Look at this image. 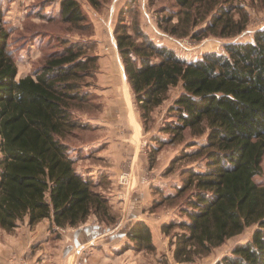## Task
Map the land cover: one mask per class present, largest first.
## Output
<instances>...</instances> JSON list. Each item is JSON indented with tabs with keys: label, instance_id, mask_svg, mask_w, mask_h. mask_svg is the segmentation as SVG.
I'll list each match as a JSON object with an SVG mask.
<instances>
[{
	"label": "trees",
	"instance_id": "trees-1",
	"mask_svg": "<svg viewBox=\"0 0 264 264\" xmlns=\"http://www.w3.org/2000/svg\"><path fill=\"white\" fill-rule=\"evenodd\" d=\"M52 1H59L57 14L63 21L84 25L87 16L78 0ZM88 1L99 7L104 0ZM173 1L179 10L160 21L172 34H188L209 12L195 37H202V29L224 37L245 29L247 20L234 15L244 14L241 0ZM124 12L115 26L116 44L144 129L169 88L178 84L183 91L170 107L176 119L165 130L176 139L186 128L197 135L208 129L206 141L186 153L203 157L205 164L189 167L178 187L177 195L187 193L180 207L184 217L161 227L171 235L174 259L207 254L258 223L251 240L215 264H264V184L255 180L264 156V28L252 40L224 43V52L210 50L187 59L154 41L138 24L129 25ZM174 16L178 19L171 23ZM8 38L0 10V228L10 231L25 218L30 225L48 218L58 227H78L92 214L98 226L116 223L118 217L99 189L102 175L94 178L77 168L66 140L90 126L72 107L91 101L87 80L98 66L92 45L59 37L43 63L18 77ZM177 227L180 231L173 232ZM126 234L131 243L125 248H156L143 220H136Z\"/></svg>",
	"mask_w": 264,
	"mask_h": 264
},
{
	"label": "rangeland",
	"instance_id": "rangeland-1",
	"mask_svg": "<svg viewBox=\"0 0 264 264\" xmlns=\"http://www.w3.org/2000/svg\"><path fill=\"white\" fill-rule=\"evenodd\" d=\"M78 1L87 16L79 28L59 17V1L0 0V10L9 30L8 40L16 57L18 77L43 63L46 55L57 48L59 37L89 43L92 45L90 52L98 57V66L87 80L86 89L92 91L91 101L72 107L74 114L90 126L75 130L66 139L77 157V168L94 178L102 175L99 189L118 217L116 223L101 224L104 231L120 227L117 236L111 237L112 232H109L101 237L105 242L115 243L114 249L106 246L105 250L97 244V251L113 255L115 264H215L237 244L251 240L258 223L246 226L207 254L197 253L192 260L183 262L174 259L175 245L171 235L162 232L161 227L165 222L184 217L180 207L187 193L177 195L178 187L189 167L202 169L205 164L203 157L194 158L186 153L198 149L206 141L208 129L197 135L186 128L176 139L171 131L165 130V126L176 119L170 107L183 91L181 84L169 88L144 129L130 84L126 74L123 75L115 26L124 9L123 15L129 25L138 24L157 43L167 44L180 56L192 59L205 51L224 52L223 45L229 41L252 40L255 31L264 28V3L261 0L240 1L244 14L235 12L234 15L235 18L242 16L247 22L239 34L224 37L212 32L202 33V29L199 34L202 37H195L194 32L204 28L211 12L204 21L193 25L188 34L179 36L164 29L163 26L168 25L165 21L160 22L162 17L179 10L173 0H104L99 7L88 0ZM177 19L174 16L171 23ZM156 137L164 141L159 143ZM261 165L262 172L255 180L264 184V156ZM136 220L149 225L154 250L124 247L131 243L126 233ZM93 223L100 225L95 214L78 227H58L48 218L30 225L25 218L10 231L0 228V264H66L67 252L74 254V233L81 226ZM64 248L67 249L65 253Z\"/></svg>",
	"mask_w": 264,
	"mask_h": 264
},
{
	"label": "crops",
	"instance_id": "crops-1",
	"mask_svg": "<svg viewBox=\"0 0 264 264\" xmlns=\"http://www.w3.org/2000/svg\"><path fill=\"white\" fill-rule=\"evenodd\" d=\"M87 224L85 226H81L80 229H78L74 233V237H75L74 245H76L74 248V254L73 252L69 254L66 251L67 249L64 248L63 252L64 251L67 252L66 254L67 256H65L67 259L66 264H78V261L79 264H115L116 260L113 259L114 258L113 255H111L110 253L109 256L104 255L106 251L105 252L102 251L100 253V251H97L96 245L100 244V246H104L103 248L105 250H107L106 246H108V248L110 247L109 250L114 249L112 246H115L116 245L115 243L105 242L106 240H101L102 239L101 237H104V235H107L109 232H112L111 237L117 236L120 232L119 231L120 227L119 228L114 227L112 230L108 228V230L104 231L101 226H98L95 223H93L92 225L90 224L87 225ZM117 226L120 225L117 224ZM81 231H82V236L80 237ZM91 246L93 247L91 248L90 251L87 252L88 248H90ZM78 251L79 253L76 254ZM82 252H85V254L81 255ZM109 260L112 262H108Z\"/></svg>",
	"mask_w": 264,
	"mask_h": 264
}]
</instances>
